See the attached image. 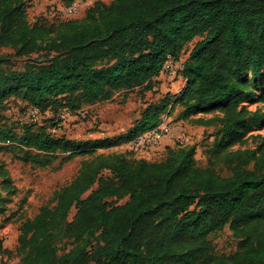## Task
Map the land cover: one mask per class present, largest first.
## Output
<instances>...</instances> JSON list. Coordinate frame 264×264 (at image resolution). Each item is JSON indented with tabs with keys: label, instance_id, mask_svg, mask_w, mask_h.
I'll use <instances>...</instances> for the list:
<instances>
[{
	"label": "trees",
	"instance_id": "1",
	"mask_svg": "<svg viewBox=\"0 0 264 264\" xmlns=\"http://www.w3.org/2000/svg\"><path fill=\"white\" fill-rule=\"evenodd\" d=\"M22 1L0 0V45L28 54L42 49L48 33L58 31L59 40L49 45L47 63L0 68V98L14 89L26 105L51 115L23 124L21 135L0 118V152L39 166L87 158L51 203L21 223L20 264H264V143L231 148L262 116L243 102L253 99L252 85L264 73V0L97 1L81 27L64 32L69 22L29 25ZM168 57L180 62L183 85L172 98L180 117L196 126L218 122L205 166L197 164L194 145L167 147L163 158L149 160L97 153L114 147L109 137L50 132L63 113L117 92L155 89ZM164 97L141 111L123 141L157 127L174 109ZM212 108L220 115L194 117ZM0 177L11 187L1 164ZM225 226L236 250L215 257L210 235ZM60 247L67 249L62 255Z\"/></svg>",
	"mask_w": 264,
	"mask_h": 264
},
{
	"label": "rangeland",
	"instance_id": "2",
	"mask_svg": "<svg viewBox=\"0 0 264 264\" xmlns=\"http://www.w3.org/2000/svg\"><path fill=\"white\" fill-rule=\"evenodd\" d=\"M97 1L109 3L113 0H23L25 18L29 25L44 22L48 26L62 21L69 22V28L61 31H70L81 27L86 22V17L90 9ZM76 2L79 9L76 13L67 16L64 8ZM58 31L48 33L40 42L41 50L28 54L19 53L15 49L0 45V68L5 70L22 71L26 63L33 61L48 62V58L54 55L48 52L49 45L53 41H58ZM196 37L188 43L183 51L179 53L180 59H184L188 50L199 40ZM175 73L162 72L167 79L157 81L155 89L145 91L142 89H133L130 92H117L110 101L95 103L90 106H84L83 109L75 114L63 113L60 127L51 129L53 134L64 133L72 139H94L109 137L114 147L107 149H98L96 152H126L127 142L123 141L129 127L136 118H139L141 111L149 104H160L169 94L170 105L173 97L180 91L183 81L178 73L180 62L174 63ZM256 84L253 86L255 92L253 99L243 102L246 109L253 112L257 111L262 116L259 123L250 129L245 135L244 142L235 143L231 148H254L264 143V73L256 77ZM252 79H250L251 81ZM254 80V79H253ZM16 90H11L0 98V118L7 121L8 124L15 126L14 133L21 135L20 126L26 123L41 122L50 112H39L29 105H26L16 95ZM169 114L164 113L162 119L168 122L170 127L169 136L172 140L171 146L165 149H157L149 153L146 158L149 160H159L164 157L167 147H182L185 145L195 146L194 157L200 166H205L207 162L206 149L213 143L214 132L217 130L218 122L208 126H196L180 117L181 107L176 103ZM214 115H220L218 109L212 108L206 112H199L194 117L203 119ZM194 118L193 116H190ZM3 122L0 119V123ZM178 138H183V145L178 142ZM185 144V145H184ZM134 156V155H132ZM135 157V156H134ZM86 154L74 156L69 161L57 159L46 166H39L32 163H24L10 152H0V164L6 170L10 178V186L0 177V264H20V256L15 254L17 246V237L19 228L23 221L32 218L42 205L51 203L53 194L62 186L67 185L76 175L77 170ZM221 174H225L224 169H219ZM124 200L118 201L122 203ZM74 214V209L70 211L69 218ZM213 245V254L215 257H227L236 250L237 239L232 232L225 226L218 232L210 235ZM83 244L82 240H76ZM67 249L60 247L58 255H62Z\"/></svg>",
	"mask_w": 264,
	"mask_h": 264
},
{
	"label": "built area",
	"instance_id": "3",
	"mask_svg": "<svg viewBox=\"0 0 264 264\" xmlns=\"http://www.w3.org/2000/svg\"><path fill=\"white\" fill-rule=\"evenodd\" d=\"M79 9V6L76 2L71 3L70 5L66 6L64 8V13L69 16L74 13H76ZM174 62L171 58H167L166 62L163 65V71L162 72H169L174 74ZM169 134L170 133V127L168 122H164L163 119L159 123V125L151 130H148L140 135H138L136 138L130 140L127 142L126 145V152L134 155L135 157L140 158H146V156L157 150L160 146L161 142V135L162 134ZM183 138H178V142L180 145H183ZM185 145V144H184Z\"/></svg>",
	"mask_w": 264,
	"mask_h": 264
},
{
	"label": "crops",
	"instance_id": "4",
	"mask_svg": "<svg viewBox=\"0 0 264 264\" xmlns=\"http://www.w3.org/2000/svg\"><path fill=\"white\" fill-rule=\"evenodd\" d=\"M164 79H167L166 75H164L163 73H160L157 77L156 80L157 81H162ZM198 127V126H197ZM100 138V137H99ZM171 138L169 136H162L161 138V142H160V146L159 149H165L166 146H171ZM140 158V157H137Z\"/></svg>",
	"mask_w": 264,
	"mask_h": 264
}]
</instances>
